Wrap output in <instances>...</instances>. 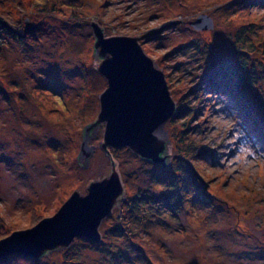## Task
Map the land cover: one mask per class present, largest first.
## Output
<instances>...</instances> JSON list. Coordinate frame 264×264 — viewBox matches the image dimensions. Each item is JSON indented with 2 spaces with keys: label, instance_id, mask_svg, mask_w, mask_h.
Wrapping results in <instances>:
<instances>
[{
  "label": "rangeland",
  "instance_id": "1",
  "mask_svg": "<svg viewBox=\"0 0 264 264\" xmlns=\"http://www.w3.org/2000/svg\"><path fill=\"white\" fill-rule=\"evenodd\" d=\"M203 13L213 28L191 25ZM0 18L15 29L0 47V236L53 216L111 173L105 123L88 165L78 161L107 87L94 21L107 36L141 37L178 110L187 109L163 128L169 166L112 150L126 194L100 240L77 237L0 264H264V0H0ZM27 19L38 26L25 34ZM144 190H170L173 207L161 199L136 220Z\"/></svg>",
  "mask_w": 264,
  "mask_h": 264
},
{
  "label": "water",
  "instance_id": "2",
  "mask_svg": "<svg viewBox=\"0 0 264 264\" xmlns=\"http://www.w3.org/2000/svg\"><path fill=\"white\" fill-rule=\"evenodd\" d=\"M25 31L37 23L26 20ZM197 29H211L214 20L206 13L190 22ZM97 71L107 87L99 95L97 118L83 130L78 156L87 166L95 150L89 142L105 123L102 148L111 158L109 176L92 181L87 194L78 191L53 216L31 228L16 230L0 239V259L12 254L41 257L46 252L68 247L77 237L101 239L100 225L125 197L126 191L112 150L129 148L143 159L169 166V145L164 125L177 113L166 75L143 49L139 36H107L97 22L92 23Z\"/></svg>",
  "mask_w": 264,
  "mask_h": 264
},
{
  "label": "trees",
  "instance_id": "3",
  "mask_svg": "<svg viewBox=\"0 0 264 264\" xmlns=\"http://www.w3.org/2000/svg\"><path fill=\"white\" fill-rule=\"evenodd\" d=\"M13 32L15 33L14 27L11 26L10 24H8L6 21H4V19L0 18V47H3L4 44H5V42L7 43V38L9 36V34H11ZM24 33L25 34L27 33V31H25V29H24ZM25 34H19L18 33V34H16V36H17V38L19 37V39L21 40L23 38V36H26ZM237 87L239 88V85ZM241 91H242V88H239V92H241ZM186 111H187V109H185V107L182 105L180 107V109L178 110V114L181 113V112H183V114L182 113L181 114L184 115V114H186ZM179 169H181L182 170V173H184V174L185 173H189V174L192 175L191 171H189V170L187 171L184 168H182L181 166H179ZM192 176H193L191 178V181H192L191 184H192V186L199 187L200 183H199V180H198L199 179L198 175H194L193 174ZM153 178L155 179V177H153ZM157 179H159V178H157ZM183 180L186 181V180H189V179H186V177L184 176V179ZM163 183H167V182L166 181H163ZM175 186H176V184L175 183H172L170 190L174 191L176 188H178V187H175ZM173 187H175V188H173ZM170 190H167L164 194H162L161 196H158V197L157 196H154L153 194H151V191L150 190H144L143 192H141L140 193L141 194L140 195V198L143 199L144 202H142V203L137 202L135 205L132 206V211H134L136 213L135 214L136 220L138 218H140L139 215H137V212H140V209H145L147 211V212L143 211V214H142L141 217H144L143 215H148L149 212L152 213L151 212V209H155V208L157 209V207H156V205H158L157 203H160L161 204L162 203V200L163 201H165V200L167 201L168 200L167 203H168V205L171 206L173 203H171L172 197H171ZM181 191L182 190L179 189V193L178 194L181 195V193H183V191L182 192ZM138 199H139V197H138ZM151 199L154 200V201L152 202ZM155 202H157V203H155ZM172 207H173V205H172ZM136 220L132 219V221H134L135 223L137 222ZM2 237H4V236H0V238H2Z\"/></svg>",
  "mask_w": 264,
  "mask_h": 264
}]
</instances>
